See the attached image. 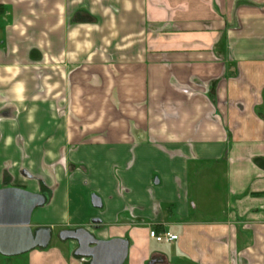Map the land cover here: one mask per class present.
Listing matches in <instances>:
<instances>
[{"label": "crops", "instance_id": "crops-1", "mask_svg": "<svg viewBox=\"0 0 264 264\" xmlns=\"http://www.w3.org/2000/svg\"><path fill=\"white\" fill-rule=\"evenodd\" d=\"M0 6V189L42 183L32 229L127 240L124 264H264V0ZM75 248L27 264H89Z\"/></svg>", "mask_w": 264, "mask_h": 264}, {"label": "water", "instance_id": "water-1", "mask_svg": "<svg viewBox=\"0 0 264 264\" xmlns=\"http://www.w3.org/2000/svg\"><path fill=\"white\" fill-rule=\"evenodd\" d=\"M45 204L46 198L43 194L19 187L0 189L1 256L17 257L49 246L51 229L31 227L33 212ZM91 204L96 209L101 208V200L95 195L91 196ZM58 238L62 242H74V256L87 259L89 264H124L128 255L127 240H98L85 228L62 230Z\"/></svg>", "mask_w": 264, "mask_h": 264}, {"label": "rangeland", "instance_id": "rangeland-1", "mask_svg": "<svg viewBox=\"0 0 264 264\" xmlns=\"http://www.w3.org/2000/svg\"><path fill=\"white\" fill-rule=\"evenodd\" d=\"M23 189V188H22ZM25 190V189H24ZM28 191V190H27ZM30 192V191H29ZM43 210L42 209H36L33 214H32V218H31V221H37V216H41V212ZM73 230V229H72ZM58 234H59V229L57 231L56 230H53V234H52V238H51V241H50V244L49 246H56L57 248L59 249H62V248H67L68 247V244H71L72 241H66V242H62L58 239ZM163 244V243H162ZM36 250V249H35ZM28 254V253H26ZM26 254L24 255H20V256H17V257H3L0 255V264H27V257H26Z\"/></svg>", "mask_w": 264, "mask_h": 264}, {"label": "built area", "instance_id": "built-area-1", "mask_svg": "<svg viewBox=\"0 0 264 264\" xmlns=\"http://www.w3.org/2000/svg\"><path fill=\"white\" fill-rule=\"evenodd\" d=\"M149 238L154 240L156 243H172L177 240V236L171 233H157L155 230H149Z\"/></svg>", "mask_w": 264, "mask_h": 264}, {"label": "trees", "instance_id": "trees-1", "mask_svg": "<svg viewBox=\"0 0 264 264\" xmlns=\"http://www.w3.org/2000/svg\"><path fill=\"white\" fill-rule=\"evenodd\" d=\"M0 12L2 13L3 12V8L0 6ZM80 19V18H79ZM7 181H6V177L4 178V183H6ZM40 192H41V194H43L44 196H45V198H46V200H48V193L47 192H45L46 190H45V187L42 185V183L40 184ZM155 229V231H156V227L154 228ZM156 232H158V231H156Z\"/></svg>", "mask_w": 264, "mask_h": 264}]
</instances>
